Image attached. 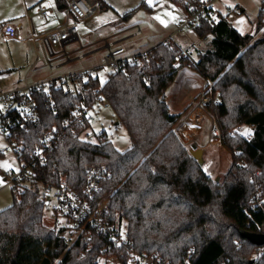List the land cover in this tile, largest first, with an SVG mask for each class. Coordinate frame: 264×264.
Instances as JSON below:
<instances>
[{
  "label": "trees",
  "instance_id": "obj_1",
  "mask_svg": "<svg viewBox=\"0 0 264 264\" xmlns=\"http://www.w3.org/2000/svg\"><path fill=\"white\" fill-rule=\"evenodd\" d=\"M170 1L186 16L202 4ZM54 2L60 11L67 7L66 0ZM261 5L251 34L239 33L220 13L201 17L193 29L199 39L207 38L206 46L196 61L184 60L179 66L194 68L212 83V102L204 109L233 158L222 182L204 173L173 130L181 113L169 111L165 94L179 69L172 66L178 54L175 44L169 48L160 43L148 50L150 64L143 68L109 72L104 81L90 77L82 82L80 93L54 87L55 112L46 107L45 94L31 91L38 119L27 124L26 132L13 133L23 139L18 160L30 164L31 174L15 180L28 185L15 187L13 204L0 211V264H95L106 243L105 231L88 227L70 242L65 227L44 228L47 206L39 197L43 186L64 181L82 198L92 170L107 173L92 206L110 200L106 227L125 222L131 250L151 257L152 264H264V250L250 257L263 247L240 234L264 233V206L249 208L254 195L264 197V0ZM98 88L117 126L125 128L130 147L118 150L104 131L97 133L96 142H87L66 128L64 138L46 151L43 163H30L37 138L62 126L81 99L92 102ZM240 125H251L248 137L232 132ZM119 253L127 264L126 250Z\"/></svg>",
  "mask_w": 264,
  "mask_h": 264
},
{
  "label": "rangeland",
  "instance_id": "obj_2",
  "mask_svg": "<svg viewBox=\"0 0 264 264\" xmlns=\"http://www.w3.org/2000/svg\"><path fill=\"white\" fill-rule=\"evenodd\" d=\"M96 2V10L90 17L84 20L68 19V25L74 23L78 29L79 39L66 45L65 51L69 53L71 59L77 57L78 53H82L84 58L82 60L73 59L71 63L64 65L63 63L67 60L62 57L60 49L57 48L58 53L54 63L63 65L57 71L50 72L47 66V56L43 50H40L38 53L40 65L34 72L36 76H39L38 78L42 80L54 79L61 74L99 65L106 54L104 44L107 40L117 41L118 45L129 52H143L171 36L179 47L190 51L192 61L197 60L199 51L204 50L206 46V42L198 38L193 27H183L180 31L178 30L184 22L186 14L170 0H96ZM261 6V0H215L212 4L215 12L213 18L217 16L218 12L222 13L239 33L251 34L254 32ZM241 10L243 11L241 12ZM56 13L54 16L49 15L48 21L43 20L39 24L49 29L66 21L63 12L57 10ZM262 20L264 23V12ZM137 30H140L141 34L135 36L134 33ZM27 52L30 53L32 50L25 49V46H9L0 40V68L11 63L12 60L14 62L25 60ZM98 72L101 80L104 81L109 70L103 68ZM11 74L14 75V72L0 73L2 84L14 80L11 79L12 77H7ZM211 86V81L202 78L194 68L184 65L177 70L175 80L166 91L165 101L171 113H181L177 124L173 126V130L180 140L183 132L190 131L189 128H186L180 134L181 127L178 128V126L182 120L186 124L192 125V128L195 126L196 133H192L190 137L184 133L182 139L185 142L182 141V143L188 153L193 144L197 149L203 151L201 168L212 181L219 183L224 180L231 166L232 154L221 145L222 142H220L213 117L205 109L200 112L194 108L200 97L210 95ZM95 119L96 129L94 131L96 133L104 131L107 140L111 141L120 151L130 147V139L125 128L121 125L117 126L115 116L111 111H99L95 115ZM250 129L249 126L240 125L232 132L248 137L249 134L245 133L246 131L250 133ZM214 133L218 137L214 136ZM6 147H8V143L0 135V211L13 204L15 187L19 189L28 185L27 181L15 182V178L21 174V163L17 160L14 151L7 150L2 154ZM28 173L29 170H26L25 176H28ZM259 200L264 201V197H259ZM47 207L42 221L44 228L50 231L63 226V219L59 215L53 217L55 202H49ZM121 226H125V222H122ZM30 229L33 231L42 230L38 226H31ZM64 234L70 242H73L77 236V233L65 232ZM263 250L264 247L252 251L250 257L255 258Z\"/></svg>",
  "mask_w": 264,
  "mask_h": 264
},
{
  "label": "built area",
  "instance_id": "obj_3",
  "mask_svg": "<svg viewBox=\"0 0 264 264\" xmlns=\"http://www.w3.org/2000/svg\"><path fill=\"white\" fill-rule=\"evenodd\" d=\"M215 0H202L200 7L190 16H185V20L178 28L180 31L183 27L191 28L201 17H213L215 12L212 4ZM67 7L64 10L66 20L72 18L73 20H84L90 17L96 10V0H66ZM40 13L45 20H48L49 13L38 6ZM2 36L4 38H13L16 34L15 29L11 25L3 26ZM140 30H137L134 35H140ZM78 29L75 25H68L66 22L53 28L49 32L40 37V42L43 44V49L47 56V66L52 72L58 70L61 65L55 64L57 51L60 49L62 57L70 61L69 53L65 51L68 44L78 41ZM207 42V38L202 39ZM166 47L177 46V57L173 63V68H179L184 60L190 63L194 61L190 58V51L179 47L173 38L170 36L162 42ZM106 54L103 56L99 65L77 70L71 73L61 74L54 79L43 80L32 85H26L24 88L16 90L0 92V135L7 141L8 147L3 149L2 154L11 150L17 158H21L23 154V139L18 135H14L15 129H21L23 132L28 130L27 124L35 122L38 119L36 103L29 95L31 91H36L46 95V107L53 112L56 111V102L52 91L54 87L60 85L64 89L71 91L73 94L82 92V82L90 77L99 75V69L106 68L109 72H125L129 66H138L143 68L150 64L151 56L148 51L143 52H129L124 47L117 44L115 41L107 40L104 44ZM84 55L78 53L75 59L82 60ZM101 77V76H100ZM145 82L149 81V73L143 74ZM212 102L211 96H202L198 100L195 109L202 112L205 105ZM108 102L101 98L100 88L95 89L93 93V101L81 99L76 105L74 114L65 120L62 126H54L40 135L31 151L29 152L30 163H43L45 161V153L48 149L57 145L62 138H64L66 128H69L79 139L87 142H96L97 133L95 115L99 111H111ZM251 127V125H249ZM77 129V131H76ZM79 129V130H78ZM214 136L218 137L214 133ZM19 161V160H18ZM21 163V174L15 178L17 180L21 176H25L26 170H29L28 175L31 174L30 164L24 161ZM243 164V161H240ZM107 176L104 171L98 170L90 171L87 183L83 188V197L79 193L71 189L64 181L59 185H45L41 188L40 198L48 206L51 201L55 202L53 208V217L59 215L63 219V227L66 228V233H77L78 237L81 231L88 227H94L106 233V243L100 249L99 255L95 264H124V256L119 253V250L124 249L127 252V264H152L151 257L145 254L136 253L131 250V246L127 239L125 226L106 227L105 215L108 212L109 201L107 198L96 203L93 207L91 200L98 189L99 182ZM249 208L258 209L255 207L264 206V201H260L258 195L253 196ZM48 208V207H47ZM75 238V239H76ZM118 251V252H115Z\"/></svg>",
  "mask_w": 264,
  "mask_h": 264
},
{
  "label": "crops",
  "instance_id": "obj_4",
  "mask_svg": "<svg viewBox=\"0 0 264 264\" xmlns=\"http://www.w3.org/2000/svg\"><path fill=\"white\" fill-rule=\"evenodd\" d=\"M38 6L44 8L49 13V15L54 16L55 14H57L56 11L58 9L56 8L54 0H0V40L2 42H5L9 46H25V49L32 50V52L26 53L25 60H22L21 62H14V60H12L11 63L1 66L0 73L4 71L9 73L10 71H12L14 72V75H7V77H12L11 79L14 80H11L10 82L8 81L5 84H2L0 80V92L24 88L26 85H32L34 83L43 81L42 79L38 78L39 76H36L34 74L35 70H37L38 66L40 65L38 53L40 52V50H43V52H45L42 46L43 44H41L40 42V37L53 28L48 29L44 27V25L39 24V22L45 19L40 13ZM242 11L243 10H241V12ZM60 12H63L64 14V10ZM64 22L68 24V19ZM5 25H11L15 29L16 34L13 38L7 39L2 36V30L4 28L3 26ZM175 43L177 44V42ZM30 46L31 48L29 49ZM73 59L75 58H70V61L63 64H69ZM63 64L60 65L62 66ZM179 125L180 126H178V128L181 127L180 134H182V132L186 130V128H189L190 131L183 132V134L185 133L184 135L190 137L192 133H196L195 126H193L194 128H192V125L186 124L183 120L179 123ZM183 134L181 135L182 138L184 136ZM182 138L181 141H183ZM184 142L185 141H183V143Z\"/></svg>",
  "mask_w": 264,
  "mask_h": 264
},
{
  "label": "water",
  "instance_id": "obj_5",
  "mask_svg": "<svg viewBox=\"0 0 264 264\" xmlns=\"http://www.w3.org/2000/svg\"><path fill=\"white\" fill-rule=\"evenodd\" d=\"M202 152L203 151L201 149L196 148L195 144L191 145V149L189 153L195 160H197V162L200 165L202 164V158H203ZM240 234L243 238L250 241V243H252L253 245L264 247V233H253V232L242 231Z\"/></svg>",
  "mask_w": 264,
  "mask_h": 264
},
{
  "label": "snow or ice",
  "instance_id": "obj_6",
  "mask_svg": "<svg viewBox=\"0 0 264 264\" xmlns=\"http://www.w3.org/2000/svg\"><path fill=\"white\" fill-rule=\"evenodd\" d=\"M245 134H250V133H248L247 131H246V133Z\"/></svg>",
  "mask_w": 264,
  "mask_h": 264
}]
</instances>
